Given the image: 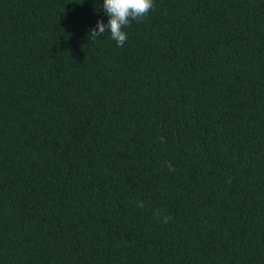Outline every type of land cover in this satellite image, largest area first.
<instances>
[{
    "label": "trees",
    "instance_id": "obj_1",
    "mask_svg": "<svg viewBox=\"0 0 264 264\" xmlns=\"http://www.w3.org/2000/svg\"><path fill=\"white\" fill-rule=\"evenodd\" d=\"M154 4L0 0V264H264V0Z\"/></svg>",
    "mask_w": 264,
    "mask_h": 264
},
{
    "label": "clouds",
    "instance_id": "obj_2",
    "mask_svg": "<svg viewBox=\"0 0 264 264\" xmlns=\"http://www.w3.org/2000/svg\"><path fill=\"white\" fill-rule=\"evenodd\" d=\"M154 6V0H103L102 8L108 16V21L105 23L103 19L98 20L95 27L89 30V40L94 41L107 32L118 46L123 47L128 39L124 29L130 27L133 21L142 22ZM96 10L99 12L98 7ZM158 140L161 143L165 142L163 136L158 137ZM164 163L170 172L175 171V166L170 161ZM137 207L144 208V202L138 201ZM154 215L165 224L172 219L170 215H163L160 209H155Z\"/></svg>",
    "mask_w": 264,
    "mask_h": 264
}]
</instances>
